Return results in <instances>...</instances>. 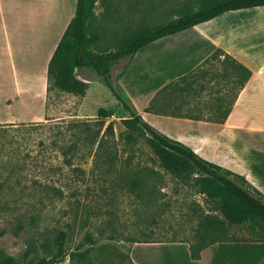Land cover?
Here are the masks:
<instances>
[{
	"label": "rangeland",
	"instance_id": "374dc122",
	"mask_svg": "<svg viewBox=\"0 0 264 264\" xmlns=\"http://www.w3.org/2000/svg\"><path fill=\"white\" fill-rule=\"evenodd\" d=\"M194 3L98 0L91 29L100 39L94 48L115 49L140 28L167 21ZM14 60L18 79L10 62L4 68L6 86L0 87V255L12 254L24 263L46 256L54 249L56 229L68 231V251H88L55 264H130L134 258L148 264L150 250L133 246L152 244L140 240H186L199 246L218 239L210 231L218 230V215L226 214L210 210L197 189L163 168L146 131L122 123L127 113L95 71L82 68L94 76L90 86L67 56L58 57L54 68L63 89L54 93V106L43 108L31 96L34 82L26 80L33 59ZM131 60L122 59L112 70L123 96L156 81L138 72L120 81ZM213 64L217 68L219 62ZM208 79L200 90L202 100L217 94L214 77ZM5 94L13 99L12 107ZM100 106L117 113L97 120ZM47 109H52L50 117ZM135 177L143 184L132 191L127 182Z\"/></svg>",
	"mask_w": 264,
	"mask_h": 264
},
{
	"label": "crops",
	"instance_id": "0c3cea01",
	"mask_svg": "<svg viewBox=\"0 0 264 264\" xmlns=\"http://www.w3.org/2000/svg\"><path fill=\"white\" fill-rule=\"evenodd\" d=\"M76 6L77 0H0V87L6 86L4 68L13 62L18 79L20 72L14 59L30 57L33 62L26 80L34 82L33 89L29 84L33 100H38L43 108L55 105L54 93H59L63 87L58 83L54 65L58 57L67 56L64 33ZM219 48L252 71L224 121L217 120L222 113L214 111V106L217 97L229 91V85L219 74L222 65L217 59L205 64V77L197 76L193 83L197 90L185 96L184 107L192 108L195 114L201 113L202 118L146 110L163 86L196 69ZM214 61L219 62L218 69ZM137 72L140 78L150 74L155 84L131 88L126 96L119 93L130 99L147 122L186 143L202 157L244 176L251 189L264 194V5L229 10L157 39L133 56L120 81L134 77ZM79 73L91 86L94 76H90V71L79 69ZM209 75L214 77L213 85L221 91L202 100L201 85L205 89L206 82H211ZM232 97L233 91L226 99ZM4 99L7 105H14L6 94ZM180 101L182 98L177 97L176 104ZM162 102L163 98L159 105ZM228 103L226 101L225 105ZM50 115L52 109H47L46 116ZM96 115L97 120L111 118ZM159 162L162 164L161 158ZM200 194L211 203L210 210L226 214L218 215L222 216L220 227L210 231L217 232L218 239L203 246L200 258L192 257V242L186 240L158 239L148 242L152 245H134L133 248L143 246L150 250L148 264H264V229L227 209L218 199ZM133 261L142 264L137 258Z\"/></svg>",
	"mask_w": 264,
	"mask_h": 264
},
{
	"label": "trees",
	"instance_id": "16d2710c",
	"mask_svg": "<svg viewBox=\"0 0 264 264\" xmlns=\"http://www.w3.org/2000/svg\"><path fill=\"white\" fill-rule=\"evenodd\" d=\"M97 2L98 0H77L75 15L65 30L66 55L71 67L74 69L88 68L98 74L127 113L121 119L122 123L126 127L141 126L146 131L150 143L160 154L162 166L166 171L178 177L184 184L194 187L209 197L218 199L227 209L264 229V194L257 189H251L244 176L202 157L186 143L170 137L147 122L130 99L119 93L112 74L113 67L122 59H132L141 48L150 45L163 36L208 21L229 10L264 5V0H195L193 5L183 9L177 16L152 26H144L128 38H124L115 49L106 51L94 48V45L100 39V34L94 33L91 29V22L96 14ZM222 56L224 57L222 58ZM216 59L220 60L222 65L219 74L224 80H227L229 85V91L217 97V103L214 106V111H221L222 113V116L217 120L224 121L232 108L237 93L248 81L252 71L221 48L217 49L190 73L163 86L156 93L150 105L146 107V110L162 111L165 114L174 116L202 118L201 113L195 114L192 108L184 107L187 102L185 96L187 93L190 94L197 90L193 87L195 78L197 76L205 77L207 73L204 67L205 64ZM126 68L119 73V76L123 74ZM203 88L204 85H201V89ZM220 91L221 89L217 90V92ZM232 91L234 97L227 100L226 97H230ZM177 97L182 98L179 104H176ZM161 98L164 102L159 105L158 102ZM226 101H229L227 105H225ZM224 105L225 109L222 111ZM116 113V108H106L104 106L99 107L97 112L98 116L103 118L112 117ZM153 172L156 171L153 170ZM142 184L143 179L141 177L130 178L127 182V186L132 191ZM66 226L72 227V224L69 223ZM67 238L68 231L66 229H56L54 249L50 254L31 260L29 263L18 260L12 254L0 255V264H55L65 261L67 257L72 261L87 254L88 250L68 251L66 247ZM140 241L151 242L154 240ZM204 245L191 244L194 259L201 257L200 252ZM69 264L74 263L70 262ZM130 264L136 263L131 261Z\"/></svg>",
	"mask_w": 264,
	"mask_h": 264
}]
</instances>
